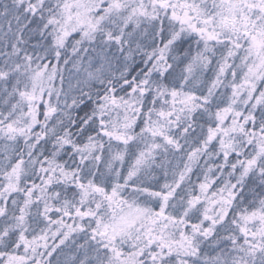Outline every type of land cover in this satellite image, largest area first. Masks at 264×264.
<instances>
[{
	"label": "snow or ice",
	"instance_id": "obj_1",
	"mask_svg": "<svg viewBox=\"0 0 264 264\" xmlns=\"http://www.w3.org/2000/svg\"><path fill=\"white\" fill-rule=\"evenodd\" d=\"M0 264H264V0H0Z\"/></svg>",
	"mask_w": 264,
	"mask_h": 264
}]
</instances>
